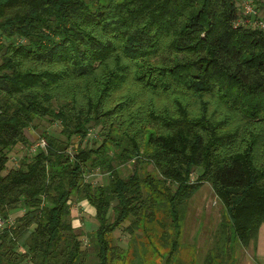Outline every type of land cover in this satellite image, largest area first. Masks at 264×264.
<instances>
[{
    "label": "trees",
    "instance_id": "trees-1",
    "mask_svg": "<svg viewBox=\"0 0 264 264\" xmlns=\"http://www.w3.org/2000/svg\"><path fill=\"white\" fill-rule=\"evenodd\" d=\"M237 9L0 0V216L13 218L0 229V264H126L114 231L139 239L142 216L162 207L170 222L134 254L154 264L156 250L169 264L203 182L224 207L226 241L248 245L264 222V28L235 25ZM45 119L59 129L32 150L26 129ZM95 170L107 183L87 179ZM81 201L95 210L92 251L72 225Z\"/></svg>",
    "mask_w": 264,
    "mask_h": 264
},
{
    "label": "rangeland",
    "instance_id": "rangeland-1",
    "mask_svg": "<svg viewBox=\"0 0 264 264\" xmlns=\"http://www.w3.org/2000/svg\"><path fill=\"white\" fill-rule=\"evenodd\" d=\"M256 7L258 10L257 15L264 21V2L263 6L256 3ZM37 123V128L26 129V133L32 142L36 141V137H40L43 131L47 133L59 129L57 124H49L46 119L39 122L37 120ZM93 132L90 131L89 135L92 136ZM25 152L26 148L21 147L20 144L15 145L12 150L14 159L17 162ZM147 168L152 169L151 164H148ZM131 169L130 164L125 165V167L122 166L120 168L121 174L125 175ZM87 179L95 184L96 182L107 183L108 174L99 173L98 170H95L87 176ZM154 195L159 199L163 198L161 194L156 192H153L152 196ZM89 210L86 209L84 201L83 204L81 202L75 203L72 205L71 218L72 225L76 228V231L81 232L83 244L92 251L93 244L90 243V238L92 230L97 225V221L94 215H92L91 208ZM161 210L164 212L156 210L155 220H148L145 216H142L141 222L144 223L146 228L140 227L137 229L140 236L139 239L137 237L129 241L130 237H128L129 234H126L127 232L124 233L121 229L114 231V239L118 241L121 247L119 254L128 253L126 264H145L138 254H134V250H142L141 240L143 242L151 240L154 243L158 241L157 237L162 230V225L158 224V221L164 220L166 223L170 222L168 212L164 207ZM181 218L180 248L177 250V253L175 252L169 264H250L254 260L256 263L260 262V260L264 261V222L259 227L256 236L250 240L247 246H242L235 238L227 242L226 229L224 230L222 226L224 207L215 195L209 182H203L196 186L194 193L186 202ZM166 227L171 229L169 225ZM142 232L144 234L148 232V237H143ZM20 245H23L22 241ZM165 253L166 251L163 254ZM151 255L153 256V261H155L154 264H159L161 256L158 257L156 250H152ZM132 257L133 259L131 260ZM122 261L119 260V262Z\"/></svg>",
    "mask_w": 264,
    "mask_h": 264
},
{
    "label": "built area",
    "instance_id": "built-area-1",
    "mask_svg": "<svg viewBox=\"0 0 264 264\" xmlns=\"http://www.w3.org/2000/svg\"><path fill=\"white\" fill-rule=\"evenodd\" d=\"M238 9V18L235 21V25H253L254 27H263L264 28V21L259 19L257 15V9L255 7L254 0H236ZM45 141L43 139H39L36 141L32 146L31 149L34 150L36 146H44ZM14 165H17V161L13 159ZM13 218H3L0 216V229L5 224H11Z\"/></svg>",
    "mask_w": 264,
    "mask_h": 264
},
{
    "label": "crops",
    "instance_id": "crops-1",
    "mask_svg": "<svg viewBox=\"0 0 264 264\" xmlns=\"http://www.w3.org/2000/svg\"><path fill=\"white\" fill-rule=\"evenodd\" d=\"M85 202V201H84ZM86 203V209L87 210H89L90 208H91V210H92V215H94V208L90 205V204H88L87 202H85ZM81 204H83V201H81ZM82 207H83V205H82ZM89 212H90V210H89ZM259 227H261V225L259 226ZM253 259V258H252ZM250 264H264V261L263 260H260V262H255V260L253 261V263H252V261L250 262Z\"/></svg>",
    "mask_w": 264,
    "mask_h": 264
}]
</instances>
